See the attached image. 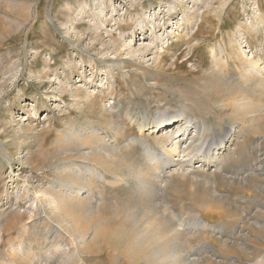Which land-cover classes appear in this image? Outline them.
I'll return each mask as SVG.
<instances>
[{"label":"rangeland","instance_id":"1","mask_svg":"<svg viewBox=\"0 0 264 264\" xmlns=\"http://www.w3.org/2000/svg\"><path fill=\"white\" fill-rule=\"evenodd\" d=\"M242 51L264 68V0H0V264H264V73L242 80ZM227 129L221 163L184 157Z\"/></svg>","mask_w":264,"mask_h":264},{"label":"bare ground","instance_id":"2","mask_svg":"<svg viewBox=\"0 0 264 264\" xmlns=\"http://www.w3.org/2000/svg\"><path fill=\"white\" fill-rule=\"evenodd\" d=\"M231 59V58H230ZM244 59H246V62L245 64L248 66V68L250 69L251 67H253L256 71V73L261 74V73H264V68L260 69L259 68V65L258 63L254 62L252 60V58H247L245 57V53L240 52V56H239V61H243ZM242 62V63H244ZM220 65V64H219ZM224 65L229 66L231 65L229 63V59L224 62ZM238 73L241 75V79L242 80H246L248 81L249 80V75H251V69L249 72L248 69L246 68L245 72H243L239 66L236 67ZM173 119H176L175 117H169L168 115H159L157 117V126L160 127V129L162 130L161 133L163 131H165L167 128H170V127H173L174 125H176L177 123L180 122V120H175V122L173 121ZM174 122V123H173ZM190 124V121H186V123H184L185 125L183 126H186L187 124ZM244 125V124H242ZM163 128H166V129H163ZM140 130H143V125L140 126ZM213 130V129H212ZM211 130V131H212ZM214 131V130H213ZM208 132L207 129H204L203 130V133H206ZM200 133V132H199ZM92 134L94 136L97 137V132L96 131H92ZM198 134V133H197ZM209 135V134H208ZM208 135H204L202 137H198L199 139V143L198 144H195L196 141H192L191 144L189 145V147H187V149L184 150V152H186V155L184 157H188V158H194L196 156H200L202 158V162H203V165L205 166H208V165H211V164H215L216 162H219L221 163V160L220 158L217 157V152L214 151L215 150V147L218 145V144H224V143H227L230 141V139L233 137V132L231 129H227L225 130L224 133L222 134H215L214 135H211V136H208ZM184 135H180V136H174V135H171V134H167L166 136H164V139L162 142H163V147L165 146L164 142L168 141V140H171V141H175V147L173 148V150H167L166 147H164V150H165V153L162 155V156H158L156 155L154 152H148L147 153V157H148V160L150 162V164H159L160 166H162L163 168L168 166L171 162H170V155L172 153H177L178 152V148H177V145L179 144V141H178V138H184L183 137ZM222 147V146H221ZM100 149H93V152H96L98 153ZM221 150V149H220ZM166 151H169V152H166ZM219 151V150H218ZM188 152V154H187ZM200 158V159H201ZM193 160V159H192ZM191 161V160H190ZM216 165V164H215ZM214 166V165H213ZM95 168V167H94ZM89 172H87V174H84V177H82L83 180H85L84 182V188L85 190H79L76 189V190H73V189H64V188H61L59 190V193L57 194L59 197H60V201L58 202V204L60 203L61 205H65L63 203L66 202L67 198H69V201L70 203L73 202V199L72 198L74 195L78 196V197H82L84 193H82V191L84 192H88L87 195H92L90 193L91 189L87 186V183H94V181L92 180L93 177H103L102 175H100L99 173L95 172L93 170V168H90V169H87ZM97 171V170H96ZM78 174V173H77ZM76 175V174H75ZM81 175L82 174H79V175H76L75 177H73L74 179L76 178H81ZM80 176V177H79ZM75 179V180H76ZM117 181H115L114 185L115 184H118L119 182H122V179H116ZM112 183V182H111ZM87 187V188H86ZM28 188V187H27ZM90 189V190H88ZM30 193V190H26V194L29 195ZM30 196V195H29ZM39 197V196H38ZM72 198V199H71ZM90 199V198H89ZM88 199V200H89ZM53 201V200H52ZM68 201V200H67ZM54 202V201H53ZM54 205V203H52ZM55 204H57L55 202ZM54 225V224H53ZM57 226V225H56ZM55 226V227H56ZM58 227V226H57ZM57 229V228H56ZM60 231V230H59ZM65 232V230L62 229L61 233L62 232ZM58 234V233H57ZM83 241V240H82Z\"/></svg>","mask_w":264,"mask_h":264}]
</instances>
